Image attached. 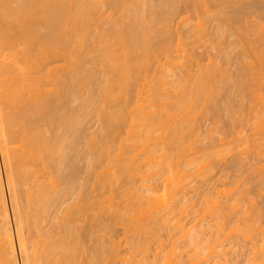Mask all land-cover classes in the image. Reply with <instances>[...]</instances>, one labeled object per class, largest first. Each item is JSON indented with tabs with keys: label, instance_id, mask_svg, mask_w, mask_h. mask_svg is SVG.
Masks as SVG:
<instances>
[{
	"label": "bare ground",
	"instance_id": "1",
	"mask_svg": "<svg viewBox=\"0 0 264 264\" xmlns=\"http://www.w3.org/2000/svg\"><path fill=\"white\" fill-rule=\"evenodd\" d=\"M252 1H254V2H252ZM252 1H251V4H254L255 2H260V1L262 4L263 0H260V1L259 0L258 1L252 0ZM207 2H208V0H0V143H1V148H0L1 150L0 151H1V156L4 160V165H5V169L7 172L6 183H8L7 185L9 187L8 186L7 187L9 188V191L11 194V200H12V205H13V214L15 216V224L17 227L15 234L17 236L16 238H17V242H18V247L21 250L22 256L24 259L23 264H79L78 263L79 261H77V259H79L81 254L84 253V251H85L84 246H83L84 242L82 243V240H86L83 238H87V237H88V240H90V241L93 240L91 242H95L94 243L95 245L94 244L91 245V248H92V246H94V248L91 250V252L89 254L90 257L87 256L90 260V261L89 260L88 261L90 262V264H100V258L102 256V250L104 249V245H105L104 244L105 243L104 242V236L106 238L104 231L107 232V230L109 229L108 224L104 220V213L106 212V214L108 215L109 212L111 211V209L109 212L106 211L108 209H105L106 207L104 208V199H102V198L106 197V196H104L105 193L103 192L104 187H105V186H103V183L105 182L104 181V178H105L104 174H106V173L102 172L104 169L102 168L103 169L102 170L101 167H103V166H99L100 167L99 168L97 165H95L99 170L101 169V172H98V170L95 168V166H94V171H91L92 169L91 170L89 169V171H88V167L90 166L89 164H91L90 160L94 161V159L96 158L94 162H97L98 161L97 158L99 156L103 157L102 154H103L104 149L106 147H108L109 144H112V143H110V141L106 137L114 135L113 133H117L116 131L118 129H116V128L120 127L121 123H119V125H118L119 127H116V125L118 124V122L121 118V115H122L121 110L122 109H121V105L118 106L115 104H116V100H117L118 96H120L119 97V100H120L121 95L124 94V93L120 94V92L125 89L122 87L123 85H121V83L123 82L125 77L128 78L126 80H128L127 84L130 88L132 86V82H131V85L128 82H130V80L132 81V79L129 80V78L133 74H134L133 77L135 76V71L137 73V71L142 69V68H140L141 66L144 68L142 71L147 69L146 65L144 66L141 62L143 60H145L144 58H146V57L148 58V56H149L148 51L149 50L151 53V49L153 50L155 46H158V45H155L153 47L154 42H160L159 40H157L158 38L161 40V39H164L162 37H167L171 34V32H172L171 27L173 28V26L170 27V25H172V22H171L173 19L172 16H175V15H177L176 13H179L178 9L180 8V4L190 3V4H195V6H196L197 4L202 5V4H206ZM211 2L213 3V5H212L213 7L211 9H207V7H208L207 6L205 8L206 10H204V11L205 12L207 11L206 12V15H207L206 20L207 21H208L209 17H210V20L212 17H213L212 19L215 20L213 27L211 26V28L213 29L212 30L213 32L211 33V34H213L212 40H214L215 42H217L218 39L220 40L221 38H223V40H224L225 34H227L228 32H229L228 34H231L235 30H236L235 31L236 34L237 33L239 35L241 33L243 35L246 34L245 36H248V38H249V36H250L249 34L252 33V30L250 29L251 33H250L249 29H248L249 31L246 30L245 28H247L248 26L244 25L245 28H242L243 26L241 25L242 26L241 27L239 25L241 23V21H240V23H238V25L241 28H238L239 26L236 27V25H234L235 18H238L236 16L240 15V14H237L236 12H234V10L232 9V7H233L232 4H229L230 2H232V0H211ZM234 2L235 1H233V3ZM241 2H242V0H241ZM237 3H238V1H236V4ZM239 3H240V0H239ZM239 3L237 4L238 6L240 5ZM248 3H247V5H248ZM106 4L108 6H106ZM226 4L228 5V7L229 6L231 7L230 8L231 10H229V11L224 10ZM256 4L258 5V3H255L254 5H252V7L249 8V10H251V11L254 9L256 10L257 6H256V8H253V7H255ZM104 5H105V8L107 7V9L103 8ZM249 6H250V3H249ZM237 8H239V7H237ZM108 9H110L111 12L109 14H106V11ZM104 10H106V11H104ZM249 12H246V10H245V13H249ZM262 14H264L263 11H262ZM243 16H244L243 18H246L245 17L246 15L243 14ZM249 16H251V15H249ZM258 17H260L259 14H258ZM241 18H242V16H241ZM241 18H239V19H241ZM251 18H252V16H251ZM239 19L238 20L236 19L235 22L237 23V21H239ZM184 20L185 19H183V21ZM188 20L186 19V21H188ZM199 20H200L199 22L197 20L198 26L200 28L199 30H202L203 32L205 31V33H206V31H209L208 28L206 26H204L205 24L202 23L205 21V18L203 19L204 21L201 19H199ZM213 20H212V22H213ZM251 20H249V22ZM258 20H259V18H258ZM242 21L247 22L245 19ZM254 21L257 22L255 19L253 20V22ZM249 22H247V24ZM258 22H260V20ZM261 22H262V20H261ZM192 24L194 25V23H192ZM260 25L258 27L256 26L257 28L254 27V31H256L255 32L256 34H254V35H256V36H253V35L250 36L251 38H252V36L257 37L255 39H257L256 42H258L259 45H257L258 43L256 44V42H254L255 41L254 39H247V40L250 43L249 47H250L251 52L249 54H251L253 57H256L258 59L259 58L264 59V26H263V23ZM255 28H256V30H255ZM192 29L190 31H192ZM196 29H198V28L194 27V29H193V31L195 33H197ZM243 29H245V30H243ZM203 32H201V33H203ZM177 34L179 35L178 32H177ZM206 34H208V32ZM200 36H201V34H200ZM202 36H204V35L202 34ZM202 36H201V38L203 39L204 37H202ZM207 36H205V37H207ZM210 38H211V36H210ZM238 38H236L237 41H238ZM245 38H247V37H245ZM60 39H61V41H58ZM181 39H183V38H179V36H178L177 40L178 41L180 40V42H177V43H180V46L186 47L188 44L186 45L185 42H187V41H184L185 39H183V42H182ZM205 39H203V40L206 43ZM239 39H241V38H239ZM90 40H93V41L95 40L94 42L97 41L98 45L97 46L95 44L91 45V43H89ZM241 40H243V39H241ZM73 42H75V44ZM85 42H87V44ZM97 42H96V44H97ZM181 42L185 43V44H181ZM207 42H208V40H207ZM215 42H214L215 45L213 43H211V44L216 47ZM242 42H240V43H242ZM76 43H77V45H76ZM155 44H157V43H155ZM168 44H170V43H168ZM217 44H219V43H217ZM255 45H257V46H255ZM77 46L78 47L80 46V48L82 47L81 49H83L84 51L82 50L83 51L82 52L81 49L78 48ZM159 46H161V45H159ZM169 47L170 46H168L167 48H165V47L164 48L168 49ZM185 47H182V48L178 47V48H179V50L181 48L185 51L186 50ZM249 47H247V48H249ZM171 48H172V46H171ZM178 48H175V49L178 50ZM218 48H220V46H218ZM170 49H168V50H170ZM227 49H226V51H227ZM77 50L79 52H77ZM173 50H174V48H173ZM173 50H171V51L173 52ZM216 50H217V48H216ZM220 50H222V48ZM188 51H186V54ZM93 52L96 53V55L93 54V55H95V57L91 56ZM146 52H148V55L146 54ZM40 53L46 54L44 62L39 61V54ZM153 53H151V54L153 55ZM177 53H180V52H177ZM232 53H233V51H232ZM232 53H230L228 51L227 52L223 51V53H221L223 60L220 59V61L225 62V64L220 62L221 65L220 64L218 65L217 62H214L215 64L213 62H211L212 65L209 62L206 65L205 64L201 65V63L198 61L199 63L197 64V70H196L197 73L196 74H194L195 70L193 71L191 69V65L187 66V64H186V66L185 65L183 66V61H185V60H183L181 63L180 62L181 59H180L177 63V62H175L176 60L172 57L175 60V61L174 60L172 61V58L170 57L171 54L167 58V63L169 64V62H170L172 69H173L172 63L177 64L175 66L180 65L181 67H178L181 69L180 71H178L179 69L178 70L175 69L176 71L175 70L170 71V69H169L170 66L168 67V69L166 67L167 70L163 69L164 71L162 73L163 74L162 78H164V79H162V78H160L158 72L155 69V71H156L155 75L158 74L157 77L156 76L154 77L155 79H157V81L155 80L157 82V84L159 82L158 80L162 79L160 82L163 81L164 83L162 84V86L166 87L169 84L168 80L169 79L171 80V78H172V80L174 79L173 80L174 84L173 85L170 84V86H172L173 90H175V94H174L175 97L172 95V101L166 100V104H168L170 106V110L168 109L169 107L166 106L167 107L166 110L168 109L169 113L167 111H165L166 114L171 115L172 118H169V119L172 120V119H176V118L178 119L179 118V120H180V121L178 120L179 123L175 121L176 124H178V125L175 124L176 126L174 125L172 130L170 128L171 136H173V138H174V139H172V141L175 142V143H173L171 141L172 145L177 144L180 146V145H184L183 143L186 142V141H184L186 136H188L186 133L190 132V131H188V132H186V131L189 130L191 127L190 126L189 129H187L188 127L186 126L187 125L186 123L188 122V124H189L187 116L189 115V117H190V114L192 112L191 110L194 109L193 108L194 105L196 106L197 103H201V104L204 103L203 107L205 105H207V106L211 105V104H209L212 100L211 98H213L215 96L217 97L218 94H219V96L222 95L224 92L222 94H221V92L226 91V90H224L225 89L224 87L229 86L228 87L229 89H230V87H232V80H233L232 78L233 77L235 78V76L232 77V74L230 72V70H232V69L229 70L228 69L229 66L227 67V63H229V62L231 63V59H232L231 54ZM245 53H247V58H245V60L242 61L243 67L241 65V67H242L241 71H243V74H242L243 76L241 75L242 80H240V81L241 82H248L247 84L249 85V82H252L254 79H257V78H256V74L252 68L253 66H251V67L249 66V65H252V63L249 62V61H251V60H249L251 56H249L248 52H245ZM245 53H243V54H245ZM144 54H146L147 56ZM165 54L167 55V53H165ZM152 55H150V56H152ZM183 55H184V53H183ZM90 56H91V58H90ZM141 56H143V57L141 58ZM241 56H243V55H241ZM58 57L64 58L66 61V62L64 61L65 64L54 65L55 61H53V60L56 59V62H58V59H57ZM92 57L94 58V61H92ZM62 58L59 61H61ZM169 58H171L170 59L171 61H168ZM88 61H90V62H88ZM148 61H149V58H148ZM87 62L91 63V64L87 65ZM144 62H146V61H144ZM247 62H248V64L249 63L250 64L248 65ZM195 63H197V61ZM81 64L82 65L86 64L88 66V68H87V66H84V69H83V66ZM140 64H141V66H140ZM147 65H148V63H147ZM198 65H200V67ZM228 65H230V64H228ZM162 66H163V64H162ZM165 66H167V64ZM165 66H163V67L165 68ZM41 67H44V70L46 73V74L43 73L42 76L40 75V73L42 71ZM160 67H161V65H160ZM175 68H177V67H175ZM159 69L160 68H158V71L161 70V72H162V69H160V70ZM168 71H170V72L168 73ZM144 72H146V71H144ZM44 74H45V76H44ZM101 74H102L103 78L99 77V75H101ZM168 76H170L171 78L168 79ZM123 77H124V79H123ZM44 78L47 81H45V83L44 82L41 83L42 81L40 82V80H43ZM104 78H105V80H104ZM149 78H148V80H149ZM154 78H153V82H155ZM259 78H261V77H259ZM145 79L147 80V78H145ZM103 80H104V82H103ZM257 80H259V79H257ZM259 81L255 82V80H254V83H256V85H255L256 87H257V85H258L257 83ZM124 82H126V81L124 80ZM160 82H159V85H160ZM262 82L264 83V79ZM170 83H171V81H170ZM153 84L155 87L156 83H153ZM153 84L152 85L150 84L149 86L152 87ZM253 84H251V85H253ZM128 86H126V88H128ZM172 87H170V88H172ZM251 87H253V86H251ZM158 88H159V86H158ZM161 88H159V89L162 91V94L165 95L164 93L168 92V90H167L168 88L166 87V90H167L166 92L163 91L165 89L162 88L163 89L162 90ZM244 88H245V86H244ZM244 88H243V90H245L247 87L245 89ZM257 88L260 89L259 87H257ZM157 89L152 88L153 93L154 92L157 93L156 95L152 94V96H153L152 98L159 97L160 99L161 98L165 99L166 96L165 97L158 96L159 90L157 92ZM235 89H233V90L236 91ZM256 89L253 88V91H255ZM154 90H156V91H154ZM243 90L241 88V91H243ZM125 91H123V92H125ZM127 91L130 92L129 90H127ZM127 91L125 93H127ZM171 91L169 92L170 94H172L174 92V91L173 92H171ZM256 91H258L257 95H259V93H260L259 90H256ZM256 91L253 94H256ZM169 93H167V95L170 96ZM250 93H252V92L250 91ZM130 94L131 93H129V96H130ZM226 94H228V93H226ZM244 94H246V93H244ZM127 95L128 94H125V96L128 98L129 96H127ZM228 95L232 96L231 93ZM239 95H240V92H238L237 96H239ZM257 95H256V97L258 98ZM150 96L151 95H148L149 98L147 97L149 100L151 98ZM227 96H225V97H227ZM229 96L227 98L231 97V96L230 97ZM251 96H253V95H251ZM170 97L167 99H170ZM173 97L176 100H173ZM221 97H219L220 101H222L221 99H223ZM235 97H233V98H235ZM256 97H253V98L255 99ZM243 98L244 97L242 96V99ZM257 98L255 99L257 102L254 99H252L256 103H254L255 104L254 106L252 105L253 108L252 107H250V108H252V110H253L254 107H256V105L258 107H260L262 105V107L260 108L261 110L263 108L262 111L260 110L261 111L260 114H262V112L264 111V107H263L264 96H262L260 94L258 100H257ZM240 99H241V97H240ZM119 100H117V102ZM121 100L126 102L127 99L125 100V98H124ZM161 100L159 102H161ZM213 100L217 101V99H213ZM230 100H232V99H230ZM244 100H246V99H244ZM244 100H241V101L244 102ZM259 100L261 102H258ZM152 101H154V100L152 99ZM214 101H212V104L214 103ZM227 101H228V106H230L229 107L230 113L228 111L229 118H230V120H234V119H232L233 116L235 114L237 115L238 113H236V112L237 111L239 112V110H240V112H242L241 109H243L242 107L244 104L242 103L243 104L242 107H240V105L238 104L239 105L238 108L240 107V109L237 108L238 109L237 110L236 108H234V109L232 108L233 103H235L234 100H232L233 103L229 100H227ZM227 101H226V103H227ZM248 101H250V100H248ZM254 101H251V103ZM127 102H126V104H127ZM162 102H164V104H165V101H162ZM171 102H173V103H171ZM239 103L241 104V102H239ZM259 103L261 105H259ZM170 104H172V105H170ZM215 104H216V102H215ZM107 105L108 106L110 105V106L108 107ZM124 105H125V103H124ZM236 105L237 104H235V106ZM197 106H198V104H197ZM217 106H214V108H216ZM203 107H201V108L204 110L205 108H203ZM119 108L121 110H119ZM174 108L175 109L178 108L177 111L183 110L184 113L182 112L181 114H184V115L182 116L179 113L181 111H179L178 113L180 116L178 115L179 116L178 117L177 116L178 113L176 110H174ZM207 108L208 107H206V109ZM209 108H210V106H209ZM218 109H216V110H218ZM232 109H233V112H232ZM235 109L237 110L236 112H235ZM92 110L95 113H93ZM207 110L209 111V109H207ZM216 110H215V112H216ZM123 111H124V108L122 110V113H123ZM211 111H210V113H211ZM91 113H93L92 115L96 114L98 116L96 118L99 120V122L100 121L102 122V123L100 122V124H102V128L100 127V131L102 132V134H101V132H98V133L96 132L95 134H93V136L90 135V136H92V138H88V140H87V137H90V136H87L89 134H87L88 132L87 133L85 132V126H86V120L88 122V119H89L88 117H91L90 116ZM131 113H132V111H131ZM149 113H151V112H149ZM154 114H156V112ZM217 114H218V111H217ZM232 114H234V115H232ZM253 114H255V113H253ZM223 115H220V116H222V118H223ZM250 115H251V113H250ZM258 115L259 114L257 113V117H258ZM132 116H133V119H136L135 115H132ZM139 116L141 117V115H139ZM151 116H153V115H151ZM181 116H182V119H181ZM146 117H147V115H146ZM146 117L144 115V119H145L144 121L145 122H146V120L149 119V118L147 119ZM214 117H217L216 118L217 120L219 119V122H217V121H215V122L220 125L221 118L218 116H214ZM237 117L238 116H236V117L234 116V118L236 120H237ZM257 117L255 116L254 119H257ZM129 118L132 119V117H129ZM142 118H143V116H142ZM185 118H187V120ZM263 118L258 117L259 121L256 120L258 123V124H256L257 126H254L255 124L252 125L255 127L253 130L257 129L256 127H258V129H259V127L262 126V124L264 123ZM152 119H149V120L151 121ZM227 119H224V120H227ZM240 119H241V116H240ZM122 120H121V122H122ZM159 120H160V118H159ZM230 120L228 119V122ZM59 121H61L64 126H61V122L58 123ZM136 121H132V122L135 123ZM139 121H141V120H139ZM139 121H137V122H139ZM148 121L146 122L148 125L146 127L150 126V124H148ZM153 121H151L150 123H152ZM160 121L161 122H159V123H161V124H162V122H164V121H162V119ZM247 121H248V119H247ZM145 122H143V123H145ZM157 122L158 121H156V123ZM222 122L223 121L221 120V123ZM46 123L51 129L53 128V126L56 125L54 127V129L57 130L58 124H60V125H58V127L61 126V127H64L65 129L62 128V131L58 129L57 130L58 132L56 131V133H55V130L53 129L54 130L53 133L56 136H54V134H53V137L50 138V136L52 134V132L50 131L47 134V135H49V138H50L49 139L48 136H46V130H45L46 128L44 129V127H43V125ZM153 123H155V122H153ZM191 123H192V121H191ZM50 124L53 126H51ZM161 124H158V125H161ZM168 124H171V123H168ZM133 125L136 126V123ZM214 125H215V123L213 124V126ZM258 125H260V126H258ZM48 126H47V129H49ZM168 126H170V125H168ZM171 126H173V125L171 124ZM263 126H264V124H263ZM61 127H59V128H61ZM140 127L135 128L136 130H138L137 133L140 131L139 130V129H141ZM150 127L152 128L155 126L151 125ZM142 128H144V127H142ZM151 128H150L151 132H149L150 134H152ZM157 128L153 129V130L158 131ZM215 128L216 127H214V130H216ZM261 128H263L262 131H264V127H261ZM95 129H96V127H95ZM102 129L104 132L102 131ZM133 129L134 128H132V131H134ZM164 129H166V128H164ZM168 129H169V127L167 128V130ZM191 129L193 130V127H191ZM199 129H200V126H199ZM209 129H210V127H209ZM258 129H257V131H261L260 129L259 130ZM63 130H64V132H63ZM120 130H121V128H120ZM159 130H162V128ZM214 130L213 129L209 130L211 133L209 136L210 138L217 133L216 132L215 134H213ZM48 131L49 130H47V132ZM142 131H144V130H142ZM142 131H140V132H142ZM257 131L255 133H257V136H258L259 133ZM134 132H136V131H134ZM146 133H148V132H146ZM149 133H148V135H149ZM155 133H156V131H155ZM162 133L163 132H161V134L160 133L159 134L162 136L163 135ZM166 133L168 134L167 131H166ZM192 133L195 136L196 135L198 136V134H195L196 132L195 133L191 132V134ZM255 133H252V134H255ZM261 133L264 134V132H261ZM138 134H140V133H138ZM143 134H145V133H143ZM191 134H189L190 137L193 136V134L192 135ZM207 134L209 135V133H207ZM99 135H103V136L107 135V136L102 138ZM148 135H147V137H148ZM169 135H170V133H169ZM259 135H261V134H259ZM195 136H194V138H195ZM236 136H237V134H236ZM254 136H256V134ZM147 137H144L143 138L144 141L142 140V142H145V138L147 139ZM149 137H151V136H149ZM224 137L227 138L226 135ZM244 137H246V136L244 135ZM248 137H250V136H248ZM252 138L254 139L253 135H252ZM165 139H166V137H165ZM165 139H164V141H165ZM167 139H168V137H167ZM198 139H199V137H198ZM198 139H196V140H198ZM207 139L208 138H206V140ZM217 139H221V138L217 137ZM245 139H247V138H245ZM245 139H243V141ZM251 139H250V142L252 141ZM261 139H264V138L262 137V138H260V140ZM101 140L105 141L106 143H108L107 141H109V144H106V143L102 142ZM240 140H241V138H240ZM254 140H256V139H254ZM187 141L189 142V139ZM207 141H209V140H207ZM212 141H213V139H212ZM230 141H231V139L228 141L229 143L227 146L230 145ZM113 142H114V140H113ZM165 142H167V140ZM252 142H253L254 146L257 143V142L254 143V141H252ZM196 143H197V141H196ZM225 143H226V141H225ZM233 143L234 142L232 141L231 142L232 146H233ZM235 143H237V139H236ZM260 143H262V142H260ZM168 144L170 145V143H168ZM192 144H195V143L192 142ZM237 144H239V142ZM241 144H244V146L246 147L249 143H247L246 145H245V142L241 143ZM147 145H148V143H147ZM164 145H165V143H164ZM236 145L233 148L237 147ZM221 146H220V148H221ZM244 146H243V148H244ZM250 146H247V147H250ZM256 146H257V144H256ZM262 146H264V145H262ZM145 147H146V145H145ZM165 147H166V145H165ZM171 147H174V146H171ZM199 147L197 146V148H199ZM96 148H98V149H96ZM109 148H110V146H109ZM112 148H110V149H112ZM169 148L170 147H168V151L171 152L170 150H172L173 148L170 150H169ZM180 148L181 147H179V149ZM184 148H186V146ZM263 148L264 147H262V150H263ZM228 149L226 150V152H228ZM246 149L248 150V148H246ZM255 149H257V147H255L254 150ZM147 150H149V149H147ZM160 150H161V148H160ZM163 150H165V149L163 148ZM174 150H173V152H174ZM189 150H190V148H189ZM191 150H192V148H191ZM221 150L223 152H225L224 148H221ZM239 150H240V147H239ZM249 150H251V149L249 148ZM181 151H182V148L179 152L181 153ZM215 151H217L216 153H218V151H219V154L222 152V151L218 150V147H217V150L215 149ZM246 151H244V152H246ZM156 152H157V150H156ZM166 152H167V150H166ZM169 152H168V154L170 155L171 153H169ZM184 152H183V154H184ZM250 152H252V150ZM175 153H177V152H175ZM202 153H204V152H202ZM202 153L200 154L201 156H202ZM210 153H211V151H209L208 155ZM147 154H149V153H147ZM164 154H166V153H164ZM219 154H216V155H219ZM169 155L166 154V156H169ZM210 155L208 157H207V155L204 157L202 156L203 160L201 159V157H199L201 160L197 159V160H199L197 164H199L203 167L205 166V168L209 167L211 169V167H212L211 162L210 161L207 162V160L212 159L210 157ZM216 155L214 154L213 156L215 158H217ZM221 155L222 154H220L218 157H220ZM155 156H157V155H155ZM236 156H238V153L236 154ZM171 157H170V159L167 157V159L169 160L167 163L164 162L166 165L168 164L167 166L164 163H162L167 168L163 167V168H165V169H163L159 166L161 171L165 170L166 174L164 171L161 172L158 169L157 172L160 171L161 173L155 172L156 176L153 175V176L148 177V175H150L149 173H151V172L154 173L153 172L154 168H152V170H151V167H150L151 172H149L150 170L148 168V170H147L148 174H146L147 177H145V179L143 180V182L141 184L142 186L141 185L138 186L139 190H140V186L144 188L143 191L145 190L144 191L145 195H144V193L136 192L137 197H139L138 199L140 200L138 202L144 203L146 199H147L146 201L150 202V200L152 199V201L155 202V200L156 201L160 200L161 197L163 198V202H160L161 204L159 206L158 205L157 206L151 205L152 207L149 206L148 209L151 208V210L149 209V211H148L146 209L147 212H149L148 214L144 213V211H145L144 209H142V211L139 212V214H142V212H143L145 217L148 216V220L150 221V223H153L154 225L150 226V224L143 222L144 220H142V223L143 224L145 223L147 225L142 224L143 226H141V224H139L138 227H136L138 232H140V233H138V232L136 233V235L140 234V238L136 242H133V241H135L134 239L136 238V235H135V237L132 236L133 237L132 247L133 248L135 247L134 249L136 250V255L134 254V251H133V253H131V254L129 253L130 257L125 258L123 256L124 258L121 260L125 261L124 264H126V263L127 264H167L169 259L173 264H186V263L189 264L191 262V260L193 261V259H192L193 254L190 256L188 254V256L185 259L184 257L187 255L186 254V255H184V257L182 259V256H181L182 253L179 254L180 255V257H179L178 253L175 254L176 253L175 248H174V251H175L174 254L175 255L173 254V257L169 258L170 254H172L170 252L173 250V247L175 245L173 237H172L173 241L171 240V236H174V235H171L172 233H170V232H169L170 235L168 233L169 239L171 240V242L174 243V245L171 244L172 250L169 251V253L168 252H167V254L164 253L165 256L169 254V256L166 259H164L165 257H164L163 252H162L163 251L162 249L165 247V245L163 247V244L166 243V242L162 243V240H164V236H162V234H161L162 238H160L161 236L159 235V229H158V234L156 232H154V226H155V224H157V222L160 223V225L163 224L162 227L159 225V227L162 231V228L165 227L164 223L167 224V221L169 219L171 220L172 217L178 218V222H179L178 213L182 212L180 210H177V206L181 204L178 200L182 196L180 194L181 196L178 197V195H179V193H183L181 191L185 190V189H183L182 186H184V183L186 182V181L184 182V180H186L185 178L187 176H189L190 174L188 171V175H187V169L188 168L184 169L183 165H182L183 168H181V169H178L179 166L176 164L175 165L177 167L174 166V162L179 163V161H182V160H179V158L177 157V159L179 161L176 162L177 159L176 160L174 159L176 157H173V155ZM185 157L186 156H184L183 159ZM205 157H207V158H205ZM152 158H154V157L152 156ZM193 158H194L195 163H196V158H198V156L197 157L193 156ZM204 158L207 159L206 162H205ZM215 158H214V160H215ZM98 159H101V157H99ZM152 160L155 163L154 159H152ZM161 160H163L162 157H161ZM189 160L191 161V159H189ZM111 161H113V160H111ZM159 161H160V159H159ZM186 161L187 160H185L184 162H186ZM190 161H187V163ZM98 162H100V161H98ZM191 162H190V164H191ZM209 162L211 165H209ZM193 163H194V161H193ZM109 164H110V162H109ZM113 164H114V166H116L115 163H113ZM113 164H110L109 166H111ZM162 164H161V166H162ZM124 165H125V163H124ZM127 165H128V163H127ZM148 165H149V163H148ZM155 166H158V165H155ZM196 166H198V165H196ZM201 166H198L199 168H197V169L200 170ZM112 167L113 166H111L110 168H112ZM173 167H175V168H173ZM107 168H108V166H107ZM121 168H122V166H121ZM121 168H119V169L121 170ZM168 168H169V170H167ZM189 168H190V166H189ZM209 168L207 169V171H205V173L208 172ZM210 171L211 170H209V173L212 172V171L211 172ZM1 172L2 171L0 170V254L2 256L1 257L2 260L0 259V262H1V264H17V260H16L17 242H16V244L14 242V230H13L11 222H10V215H9L10 213L8 211V205H7L5 196H4V189H3L4 183H2ZM90 172L92 175L95 173V175L97 176V178L95 177L96 178L95 180H96L97 186H98L97 188H98V190L102 189V192L104 193V194L99 193V196L97 199L96 198H90L88 196V192H87L88 188H86V187H89L90 185H92L91 184L92 182H90V179H91V175L89 174ZM116 172H118V171L116 170ZM118 173H120V175H121V171ZM118 173H116V174L114 173L115 176H117ZM145 173H146V171H145ZM162 173H164V174L162 175ZM190 173H193V172H190ZM102 174L104 175L103 180H102ZM157 174H160V176H161V177H159L160 179L161 178L163 179L165 177L164 178L165 183L163 184V182H164L163 181V182H161L162 184L159 183V185L160 184L164 185L163 187L165 188V193L167 196V198L166 197L165 198L167 199V201H164L165 200V198H164L165 193L162 196L157 195V194H159L158 193L159 190L158 191L156 190V189H158V188H156V186L158 185V184H156V182H157V180L159 181V179L156 180L154 178V176L156 178L159 176ZM54 175H56V178ZM110 175L112 177L113 173ZM124 175H125V173H124ZM142 175H145V174H142ZM195 175H196V173H195ZM207 175H210V174H206V176ZM115 176H114V178H115ZM58 177H59V180H57ZM210 177L208 179H210ZM120 178H118V180H120ZM149 179H150V181H149ZM162 179H161V181H162ZM106 180H107V178H106ZM111 181L112 182L109 181L110 186L112 184H114V182H113L114 179H112ZM93 182H94V180H93ZM190 182H188V183H190ZM88 183H90L89 186H87ZM93 185H95V184H93ZM104 185H106V184H104ZM154 185H155V188H154L155 190H152ZM134 186H136V185H134ZM185 186H187V185H185ZM84 188H85V190H84ZM90 188H91V186H90ZM90 188H89V190H90ZM128 188L130 189V187H128ZM132 188H134V187L132 186ZM136 188H134L133 190H135ZM112 189H114V187ZM131 191H132V189H131ZM224 191L226 193L228 192L226 196H229V194L231 196L233 194L232 190H231L232 192L230 190L227 191V189L221 190L222 193H224ZM221 192H219V193H221ZM122 193H124V192H122ZM126 193H124V194H126ZM226 193H224V195ZM234 193H236V192H234ZM131 194L132 195H130V196L133 197L134 196L133 194H135V193H131ZM155 194L157 195V197L156 196L154 197ZM183 195H184V193H183ZM102 196H104V197H102ZM125 196H127V195H125ZM77 197L82 198V201L80 198V201H81L80 203H79V200L78 201L76 200ZM137 197L136 198L133 197V199H137ZM211 197H213V196H211ZM218 197L219 196H216V200H214V203H212L213 199H215V198L210 199V196H209L210 200H207V204L210 205L209 206L210 210H208V209L207 210L209 212L212 211V213H214V215H215L216 211L219 213L216 220L219 221V222L217 221L218 223H220L219 224L220 228H219V226H218V228L221 230V228L224 226L223 222L225 223V221H223V219L225 217V216L223 217V214H225L226 210L224 209L223 214H222V212H220V210L222 208H227L229 212H232V209L236 208V205L235 204L232 205L233 203L229 204V202H228L227 203L228 205L225 204L222 207L223 204L222 205L220 204V202H219L220 198L218 199ZM123 198L126 199V197H123ZM144 198H145V200H144ZM142 199H143V201H142ZM242 199H244V194H243ZM73 200L74 201L76 200L78 202L76 204L77 205L79 204V205L77 206V205H74L75 203H71V202H73ZM237 200H238V197H237ZM154 202H152V203H154ZM186 202H187V200H186ZM208 202H211V203H208ZM69 203H71V204H69ZM106 203H108V202H106ZM126 203H128V202H126ZM157 203H159V202H157ZM248 203L251 205L250 201ZM135 204H136V201H135ZM146 204H147V202H146ZM149 204L150 203H148V205ZM212 204L215 207V209H217V210H212V208L214 209V207L211 206ZM183 205H181V206H183ZM252 205H254V204H252ZM74 206H77V207H74ZM124 206H123L122 210H121V207L116 209V206H115V208L113 206L114 210L112 211L111 215H113V214H114V216L116 215L115 217L117 218V220H119V224H120V222L125 224V221H126V223L128 221V224H129L130 217L133 219V216H131V214L133 215L134 209L136 206L132 207V209H130L131 208V207H129L130 205L129 206L127 205L128 208H126L125 203H124ZM143 206H145V203ZM186 206H187V204H186ZM186 206H184V207H186ZM117 207H118V205H117ZM76 208L78 209V213H79V210L81 212V209H84V211L86 210V213H87V211L93 212V216L90 215V216H92V217H90V220L88 219L86 221V218H85L84 222L86 221L85 222L86 224L83 226H82V224H84V223L79 224L80 219H78L77 216H75ZM109 208H110V205H109ZM237 208H238V204H237ZM138 210H137V212H138ZM59 211H61L60 214L58 213ZM63 211H64V213H63ZM234 212L235 211H233L232 213H234ZM256 212H257V210H256ZM62 213H63V215H61ZM86 213H85V215H86ZM174 213L177 216H174L175 215ZM257 213H259V209H258ZM59 215H61V216H59ZM79 215H81V214H79ZM134 215H135L134 221L136 222V217L137 216L139 217V215H136V213H134ZM221 215H222V217H221ZM170 216H171V218H170ZM185 217H186V215H185ZM140 218L145 219L143 217V214L140 215ZM111 219H112V216H111ZM137 220H139V218H137ZM221 220H222V223H221ZM47 221H49V223L48 224L46 223L44 225V222H47ZM113 221H114V219H113ZM176 221H177V219L175 220V222ZM175 222H174V225H175ZM244 222L245 221H243V223ZM241 223H242V220H241ZM249 223L252 224L251 221ZM249 223L247 224V227L250 226ZM221 224H222V226H221ZM238 224L239 223H237L235 225V226H237V228H238ZM111 225H112V223H111ZM111 225H109V226H111ZM174 225L172 224V226H173L172 228L176 227V229H177L178 226L174 227ZM216 225L217 224L214 225V228ZM25 226L29 227V232H31L30 228H31V230H33L35 232V234L32 235V237L34 236L33 238L29 237L31 239V242L33 241L32 248H31V244L29 243L30 241L28 240V237H26L24 234ZM127 226L128 225L126 224V228H127ZM135 226H137V225L135 224ZM180 226H179V228H180ZM107 227H108V229H107ZM123 227H125V226H123ZM133 227H134V222H133ZM166 227H168V226H166ZM184 227H185V225H184ZM242 227H244V226H241L240 229ZM247 227L244 228L245 231H246V229H248ZM254 227H258V226H254ZM169 228H171V227H169ZM224 228H223V230H224ZM234 228H236V227H234ZM164 230H166V229H164ZM180 230H181V228H180ZM183 230H184V228H183ZM215 230H218V229H215ZM129 231H130V229H129ZM131 231H132V228H131ZM168 231H171V229ZM235 231H237V229H235ZM134 232L132 233V235L134 234ZM172 232H173V229H172ZM175 232H176V230H175ZM175 232H173V233H175ZM219 232L220 231H217V233H219ZM239 232H240V230H239ZM94 233H97L99 235L94 236L95 235ZM127 233H128V231H127ZM243 234H241V232H240V235L243 236ZM29 235H31V233ZM262 235H263V233H262ZM244 236H245V234H244ZM166 237H167V235H166ZM150 238L151 239L153 238L152 240L155 242V244L157 243V241L154 239L155 238H157V240L160 239L159 240L160 245L157 244V246L159 248L161 246L163 247L161 249L162 250L161 252L159 250H157L158 247H156V246L154 248H152L154 246V244L151 242ZM101 240H103V241H101ZM127 240H129V239H127ZM142 240H144V241H142ZM149 240H150V242H149ZM192 241L194 242V240H192ZM161 243H162V245H161ZM29 244H30V246H29ZM108 244H110V243H108ZM108 244H107V246H108ZM152 244H153V246H152ZM87 246H86V248H87ZM133 248L132 249L130 248V249L133 250ZM112 249H113V247H112ZM151 249L153 251L156 250V252L155 251L152 252ZM108 250H109V248H108ZM212 251H213V249H212ZM86 252L88 253L89 251L86 250L85 253ZM103 252H104V250H103ZM114 252H116V251H114ZM112 254H113V252H112ZM195 254H196V252H195ZM117 255H118V253H117ZM124 255L127 256L128 251H127V254L125 253ZM139 255H142L143 257L140 256L141 258L137 259V257ZM162 255L164 257L163 258L164 260H161L162 261V263H161V261L158 258L162 259ZM197 255H199V254H197ZM174 256H177V257L175 258ZM171 258H175V260H173ZM187 258H188V260L190 259V261H188ZM101 259L105 260L104 262L106 263V259L104 257ZM81 260H82V258H81ZM84 260H82V262ZM103 260H102V262H103ZM109 260L111 261V259L109 258L107 260L108 264L111 263V262H109ZM166 260H168V261H166ZM184 260H186V262ZM2 261H4V262L2 263ZM88 261L86 260V262H88ZM164 261H165V263H164ZM113 263L115 264V262H113ZM113 263H111V264H113ZM84 264H86V263H84Z\"/></svg>",
	"mask_w": 264,
	"mask_h": 264
},
{
	"label": "rangeland",
	"instance_id": "2",
	"mask_svg": "<svg viewBox=\"0 0 264 264\" xmlns=\"http://www.w3.org/2000/svg\"><path fill=\"white\" fill-rule=\"evenodd\" d=\"M233 1H235L234 3H233ZM236 1H238V3H239V0H232V2H230L229 4H232V9L234 10V12H236L237 14H240V15H237L236 17H238V18H235V20H234V25H236V27L237 26H241L242 28H245V26H248L247 28H245L246 30H252V33H251V30H250V33L251 34H249L250 36L251 35H253V36H256V35H254V34H256L255 32L256 31H254V27H258L260 24H262L263 23V26H264V14H262V11H263V13H264V0L262 1V4H261V1L260 2H255V3H258V5L256 4L255 5V7H253V8H256V6H257V8H256V10L254 9V10H249V8L250 7H252V5H254V4H251V1L250 0H242V2H241V0H240V5L238 6L237 4H236ZM256 1H258V0H256ZM250 3V6H249V3ZM252 2H254V1H252ZM247 3H248V5H247ZM243 4V5H242ZM194 5V6H193ZM213 3L211 2V0L209 1L208 0V2L206 3V4H197L196 6H195V4H190V3H186V4H180V8L178 9L179 10V13H176L177 15H175V16H172L173 17V19H172V25H170V27L171 26H173V28L171 27V29H172V32H171V34L169 35V36H167V37H162V38H166L165 40L164 39H157V40H159L160 42H154V45H153V47L155 46V45H158V46H155L154 47V49L152 50L151 49V53H153L154 51V53H153V55L150 53V50L148 51L149 52V56L150 55H152V56H148V58H149V61H148V58L146 57V58H144L145 60H143L141 63L145 66L146 65V67H147V69L146 70H144V71H146V72H144V71H142L144 68L141 66V64H140V68H142V69H140L139 71H137V73H136V71H135V76L133 77V75L129 78V80L130 79H132V81L130 80V82H128L130 85H131V82H132V86L129 88V86H128V84H127V81L128 80H126V79H128V78H126L125 77V79H124V77H123V79L126 81V82H124V80H123V82L121 83V85H123L122 87L123 88H125L124 90H122L121 92H120V94L121 93H124L123 95H121V98H120V100H119V97L120 96H118V98H117V100H119L118 102H117V100H116V104L115 105H118V106H120L121 105V109L123 110V108H124V111H123V113H122V110L119 108V110H121V118H120V120H119V122H118V124L116 125V127H119L118 125H119V123H121L120 124V127L119 128H116V129H118L116 132L117 133H113L114 135H112V136H107V135H105V136H103V135H99V136H101L102 138L103 137H106L109 141H110V143H112V144H109V141H107L108 143H106L105 141H102V142H104V143H106V144H109L108 145V147H106L105 149H104V151H103V157L102 156H99V157H101V159H98L97 158V160L98 161H100V162H94L95 161V159H94V161L93 160H90L91 161V164H89L90 166L88 167V171H89V169L91 170V171H94V166L95 165H97L98 167L99 166H103V167H101V169L103 170L102 172L103 173H106V174H104L105 175V178H104V183H103V186H105L104 187V193L102 192V189L100 190H98V186H97V182H96V178H97V176L95 175V173L92 175L91 174V172L89 173L90 175H91V179H90V182H92L91 184L92 185H90L91 186V188H90V186H89V184L90 183H88V185L87 186H89V187H86V188H88V190H87V192H88V196L90 197V198H98V196H99V193H103L104 194V196H106L105 198H102V199H104V208L105 209H108V210H106L107 212H109L110 211V209H111V211L109 212V214L107 215L106 214V212L104 213V220L106 221V223L108 224V227H109V229H108V227H107V232L106 231H104V234L106 235V238H105V236H104V252H103V250H102V256L106 259V263L104 262L105 260H103V259H101V258H103L102 256H101V258H100V264H108V262H107V260L110 258L111 259V261L109 260V262H111V263H113V262H115V264L117 263V264H124L125 263V261H123V260H121V259H123L124 257L125 258H127V257H130V255H129V253L131 254V253H133V251H134V254L136 255V250L132 247V244H133V242H136L137 240H139V238H140V234L138 235H136V233L138 232V230L136 229V227H138V225L139 224H141V226H143V225H147V224H143L142 223V220H144L143 222H146V223H148V224H150V226L152 225H154L153 223H150V221L148 220V216L147 217H145L144 216V213H149V212H147V210L149 211V209L151 210V208H149L148 209V207L149 206H151V205H160L161 203L160 202H163V198L161 197V199L160 200H158V201H156L155 200V202L157 203V202H159V203H155L154 201H152V199L150 200V202L149 201H146L145 200V198H144V200H145V206H143L144 205V203L142 204L141 202H138V201H140L138 198L139 197H137V194H136V192H141V193H144V191H143V187H141L142 185V182H143V180L145 179V177H147L146 176V174H148V168H149V170H150V167H151V170H152V168H154V170H153V172L154 173H152L151 172V170L149 171V172H151V173H149L150 175H148V177L149 176H153V175H155L156 176V174H155V172H157V170L159 169L160 171H161V169L159 168V166L161 167V168H163V167H166L167 165L165 164V163H167L169 160L167 159V157L170 159V157L173 155V157H176V158H174L175 160L177 159V157L179 158V160H182V161H179L178 159H177V161L176 162H178L179 161V163H175L174 162V166H176V165H178L179 167H178V169H181V168H183V166H184V169L185 168H188L187 169V175H188V171H189V176H187L185 179L186 180H184V186H182L183 187V189H185V190H183V191H181V192H183L184 193V195H183V193H179V195H178V197H180L181 195V197L179 198V202L181 203L180 205H178L177 206V210H180V211H182L181 213H178V217H179V222H178V218H176V217H172L171 218V216H170V218H171V220L169 219L168 221H167V224L166 223H164V228H162V231H161V229H160V227H159V225H160V223H158L157 222V224H155V226H154V232H156L157 234H158V229H159V235L161 236V234H162V236H164V240H162V243L163 242H166L165 244H163V247H164V245H165V247L163 248L162 246L159 248L158 246H157V244H159L160 245V242H159V240H157V238H155L154 240H156L157 241V243L155 244V242L150 238V240H151V242L154 244V246H153V244H152V248H154L155 246L156 247H158L157 248V250H159L160 252L162 251L163 252V255H164V253H166L167 254V252L169 253V251H171L172 250V245L171 244H173L174 245V243H175V245H174V247H173V252L171 251L170 253H172V254H170V256H169V254L168 255H164V257H163V255H162V259H160V258H158L160 261L161 260H164V259H166L168 256H169V258L170 257H173V254L175 253V251H174V248L176 249V253L175 254H177L178 253V255L179 254H181V256H182V259H183V257H184V255H186L184 258L186 259V257L188 256V254H189V256L190 255H192V259H193V261L191 260V262L189 263V264H264V148H263V150H262V147H264V146H262V145H264V139H261L260 140V138H264V134L263 133H261V132H264V131H262L263 130V128H261V127H264L263 126V124H262V126H260V125H258V126H260L259 127V129L261 130V131H257V129H258V127H256L257 129H255L259 134H261V135H259L258 134V136H257V133H255L256 131L255 130H253L255 127L254 126H257L256 124H258L257 123V121H259V119H258V117L260 118H263L264 117V111L262 112V114H260L261 113V111L263 110V108H262V110L260 109L261 107H262V105L259 103V105H261L260 107H258L257 105H256V107H254V109L252 110V105L254 106L255 104L254 103H256L257 101L255 100L257 97H256V95H257V92L258 91H256V90H259V95L261 94L262 96H264V83L262 82L263 81V79H264V59L262 58V59H258V58H256V57H253L251 54H249L250 52H251V50H250V43L248 42V40L247 39H254L253 41L254 42H256L257 41V39H255V38H257V37H253L252 36V38L249 36V38H248V36H245L246 34H236L235 33V31H233L231 34H225V38H224V40H223V38H221L220 40L218 39V41L217 42H215L214 40H212L213 38H212V35L213 34H211L213 31V29L211 28V26L213 27V25H214V23H215V20H213L212 18H211V20H210V17H209V19H208V21L206 20L207 19V15H206V12L204 11V10H206L205 8L207 7V9H211L213 6ZM236 5V6H235ZM247 7H246V6ZM106 6H108L107 4H106ZM202 6V7H201ZM245 6V7H244ZM237 7H239V8H237ZM259 7V8H258ZM104 9H107V7L105 8V5H104V7H103ZM227 8V9H226ZM231 7L229 6L228 7V5L226 4V6H225V11H229V10H231L230 9ZM242 9V10H241ZM259 9V10H258ZM110 9H108L107 11L106 10H104V11H106V14H109L110 12H111V10L109 11ZM236 10V11H235ZM241 10V11H240ZM245 10H246V12H249V13H245ZM109 11V12H108ZM240 11V12H239ZM205 12V13H204ZM233 12V11H232ZM254 12V13H253ZM257 14H256V13ZM261 12V13H260ZM243 14L244 15H246L245 17L246 18H243L244 16H243ZM258 14H259V16L261 17H258ZM249 15H251L252 16V18H251V16H249ZM256 15V16H255ZM205 16V17H204ZM241 16H242V18H241ZM249 16V17H248ZM248 17V18H247ZM263 17V18H262ZM205 18V21L203 20ZM239 18H241V19H239ZM258 18H259V20H260V22H258L259 20H258ZM183 19H185L184 21H183ZM186 19L188 20V21H186ZM199 19H201V20H203L204 22H202V23H204L205 25L204 26H206L207 28H208V30L209 31H206V33L208 32V34H206L205 33V31L203 32L202 30H199L200 28H199V26H198V23H197V20H198V22L200 21ZM236 19L238 20L239 19V21H237V23L235 22L236 21ZM246 20L247 22H249V20H251L248 24H247V22H245V21H242V20ZM256 20L257 22H253V20ZM212 20H213V22H212ZM261 20H262V22H261ZM190 21V22H189ZM207 21V22H206ZM240 21H241V23H240ZM185 22V23H184ZM206 22V23H205ZM212 22V23H211ZM191 23V24H190ZM192 23H194V25L192 24ZM238 23H240L239 25H238ZM243 23V24H242ZM247 25H246V24ZM255 23V24H254ZM260 23V24H259ZM209 24V25H208ZM191 25V26H190ZM208 25V26H207ZM233 25V24H232ZM245 25V26H244ZM238 27V28H241V27ZM261 26V25H260ZM194 27H196V28H198V29H196V32L197 33H195L194 31H193V29H194ZM233 27V26H232ZM235 27V28H236ZM256 27V28H257ZM190 28V29H189ZM193 28V29H192ZM234 28V29H235ZM256 28H255V30H256ZM192 29V31H190ZM245 29H243V30H245ZM177 30V31H176ZM199 30V31H198ZM248 30V31H249ZM176 31V32H175ZM187 31V32H186ZM211 31V32H210ZM175 32V33H174ZM177 32L179 33V35L177 34ZM185 32V33H184ZM195 34H194V33ZM199 32V33H198ZM201 32H203V33H201ZM174 34V35H173ZM176 34V35H175ZM187 34V35H186ZM191 34V35H190ZM200 34H201V36H202V34L204 35V36H202V37H204L203 39H205L206 40V43H205V41L201 38V36H200ZM236 36H234V35ZM179 36V38H183V39H185L184 41H187V42H185L186 43V47L185 46H180V43H177V42H180V40L178 41L177 39H178V36ZM209 37H208V36ZM238 35V36H237ZM243 35V36H242ZM181 36V37H180ZM185 38H184V37ZM205 36H207V37H205ZM210 36H211V38H210ZM169 37V38H168ZM241 38V39H243V40H241V39H239V38ZM245 37H247V38H244ZM168 38V39H167ZM236 38H238V41H237V39ZM183 39H181L182 40V42H183ZM210 39V40H209ZM156 40V41H157ZM207 40H208V42H207ZM58 41H61V39L60 40H58ZM74 41V40H73ZM95 41V40H94ZM93 40H90V42L89 43H91V45H93V44H95L96 46L98 45V42H97V44H96V42H94ZM213 41V42H212ZM243 41V42H242ZM247 41V42H246ZM76 42V41H75ZM75 42H73L74 44H75ZM94 42V43H93ZM181 42V44H185V43H182ZM214 42L216 43V47L214 46L215 44H214ZM240 42H242V43H240ZM78 43V42H77ZM77 43H76V45H77ZM86 44H87V42H85ZM155 43H157V44H155ZM168 43H170V44H168ZM211 43H213L214 45H212ZM217 43H219V44H217ZM258 42H256V44H257ZM73 44V45H74ZM177 44V45H176ZM179 44V45H178ZM248 44V45H247ZM255 44V43H254ZM159 45H161V46H159ZM167 45V46H166ZM257 45H259V43L257 44ZM257 45H255V46H257ZM168 46H170L168 49H170L171 48V46H172V48L170 49V50H168V49H165V48H167ZM185 47V51L183 50V49H181L180 48V50H179V48L178 47ZM212 46V47H211ZM218 46H220V48H218ZM243 46V47H242ZM78 47V46H77ZM152 47V48H153ZM161 47V48H160ZM165 47V48H164ZM215 49H214V48ZM247 47H249V48H247ZM78 48H80V46L78 47ZM82 48V47H81ZM80 48V49H81ZM156 48V49H155ZM173 48H174V50H173ZM175 48H178V50L177 49H175ZM216 48H217V50H216ZM222 48V50L223 51H225V52H230V53H232V51H233V53L231 54L232 55V59H231V63L229 62V63H227V67L229 66V70L230 69H232V70H230V72H231V74H232V77L233 76H235V78L233 77L232 79V87H230V89L227 87H224L225 89L224 90H226V91H222L221 92V94L222 95H220L219 96V94H218V96L216 97H213V98H211L212 100H211V102L209 103V104H211V105H205L204 107H203V105H204V103H197L198 104V106H197V104H196V106L194 105V109H192L191 111V114H190V117H189V115L187 116L188 117V121H189V124H188V122L186 123L187 125V129H189V127L191 126V127H193V130L191 129V127H190V129L189 130H187L186 132H188V131H190V132H188V133H186L188 136H186L185 134V136H186V138H185V140L184 141H186V142H184L183 144L184 145H177V144H173L172 145V139H174L173 138V136H171V132H170V128H171V130H172V128L174 127V125L176 124V122H178L179 123V118L177 119L176 117L179 115V113L181 114L182 112H183V110H178L177 111V109H175L174 108V110H176L177 111V113L179 112V111H181V112H179L178 114H177V116L175 117L176 119H169V118H172L171 117V115L169 114H166L165 113V111H167L168 113H169V111H168V109L170 110V106L168 105V104H166V100H171L172 101V95L174 96V94H175V90H173V87L172 86H170V84L171 85H173L174 84V82H173V80H172V78L170 77V76H168V79L169 78H171V80L169 79L168 80V82H169V84H168V86H166L167 88L170 86V87H172V88H168L167 90H168V92L167 93H169L171 90V92H173L172 94H170V96L169 95H167V93H164L165 95H163L162 94V91L159 89V88H163V89H165V90H163L162 88V90L164 91V92H166L167 90H166V87L165 86H162V84L164 83L163 81L162 82H160L162 79H164V78H162L163 77V69H166V67H167V69H168V67H169V69H170V71H174L175 69H179L178 71H180L181 69L180 68H178V67H181L180 65L179 66H175V65H177V64H173L172 63V65H173V69L171 68L172 66L170 65V62H169V64L167 63V58L170 56V54H171V58H172V61L174 60L175 62H177L178 63V61L181 59V63H182V61L183 60H185V61H183V66L185 65L186 66V64H187V66H189V65H191V69L195 72L194 74H196L197 72H196V70H197V64L200 62L201 63V65L202 64H208V62L212 65V63L211 62H217V64L219 65H221V63H223V64H225V62L224 61H220V59L221 60H223L222 59V54L221 53H223V51L222 50H220ZM225 48V49H224ZM228 48V49H227ZM232 48V49H231ZM189 51H188V50ZM226 49H227V51H226ZM79 50V49H78ZM77 50V52H79ZM83 49H81V51H82ZM166 50V51H165ZM169 52H168V51ZM171 50H173V52L171 51ZM220 50V51H219ZM250 50V51H249ZM80 51V52H81ZM84 51V50H83ZM82 51V52H83ZM183 51V52H182ZM186 51H188L187 52V54H186ZM148 52H146V54L148 55ZM177 52H180V53H177ZM219 54H218V53ZM245 52H248V54H249V56H251L250 57V59L249 60H251V61H249V62H251L252 63V65H249L248 64V62H247V64L251 67V66H253L252 68H253V70H254V72H255V74H256V78L257 79H259V80H257V79H254L255 80V82H257V81H259L257 84V87H259L260 89H258L255 85H256V83H254V80L252 81V82H249V85L247 84L248 82H241L240 80H242L241 78V75L243 74V71H241L242 70V67H243V65H242V61L243 60H245V58H247V53H245ZM165 53H167V55L165 54ZM169 53V54H168ZM177 53V54H176ZM183 53H184V55H183ZM190 53V54H189ZM243 53H245V54H243ZM79 54V53H78ZM93 54H95L96 55V53L95 52H93L92 53V55L91 56H93V57H95V55H93ZM146 54H144V55H146ZM192 54V55H191ZM234 54V55H233ZM243 55V56H241V55ZM45 55L46 54H44V53H40L39 54V61H42V62H44L45 61ZM143 55V54H142ZM146 55V56H147ZM179 55V56H178ZM189 55V56H188ZM191 55V56H190ZM237 55V56H236ZM91 56H90V58H91ZM167 56V57H166ZM183 56V57H182ZM240 56V57H239ZM248 56V57H249ZM92 57V61H94V58ZM143 56H141V58H142ZM145 57V56H144ZM176 57V58H175ZM181 57V58H180ZM244 57V58H243ZM62 57H58L57 59H58V62H56V59H54L53 61H55L54 62V65H62V64H65L64 63V61H65V59L64 58H62V60L61 61H59L60 59H61ZM171 58H169L168 59V61H171L170 59ZM235 58V59H234ZM89 59V58H88ZM90 60V59H89ZM240 60V61H239ZM263 60V61H262ZM91 61V62H92ZM144 61H146L147 63H148V65H147V63L146 62H144ZM197 61V63H195V62ZM199 61V62H198ZM234 61V62H233ZM66 62V61H65ZM88 62H90V61H88ZM87 62V65L88 64H91V63H88ZM144 62V63H143ZM187 62V63H186ZM219 62V63H218ZM221 62V63H220ZM241 62V63H240ZM146 63V64H145ZM167 64V66H165L166 64ZM185 63V64H184ZM162 64H163V66H165V68L162 66ZM215 64V63H214ZM222 64V65H223ZM228 64H230V65H228ZM82 65V64H81ZM80 65V66H81ZM86 64L84 65H82L83 66V69H84V66H87ZM160 65H161V67H160ZM193 65V66H192ZM241 65H242V67H241ZM90 66V65H89ZM182 66V67H183ZM199 67H200V65H198ZM175 67H177V68H175ZM42 68V71H41V73H40V75L42 76L43 75V73H45V70H44V67H41ZM87 68H88V66H87ZM86 68V69H87ZM158 68H160V69H162V72H161V70L160 71H158ZM241 68V69H240ZM155 69H156V71L158 72V74H159V76H160V78H162L161 80H158L159 82H160V85H159V82H158V84H157V79H155L154 77L156 76H158V74L157 75H155L156 74V71H155ZM166 69V70H167ZM172 69V70H171ZM256 70V71H255ZM170 71H168V73L170 72ZM176 71V70H175ZM154 72V73H153ZM161 72V73H160ZM235 72V73H234ZM142 73V74H141ZM46 74V73H45ZM45 74H44V76H45ZM143 75V76H142ZM154 75V76H153ZM171 75V74H170ZM102 76V74L101 75H99V77L100 78H103V76ZM139 76V77H138ZM243 76V75H242ZM105 77V76H104ZM150 77V78H149ZM174 77V76H173ZM259 77H263L262 79L261 78H259ZM145 78H147V80L145 79ZM148 78H149V80H148ZM153 78H154V81L155 82H153ZM151 79V80H150ZM44 80V81H43ZM43 80H40V82L41 83H45V81H47V80H45V78L43 79ZM101 80V79H100ZM104 80H105V78H104ZM104 80H103V82H104ZM257 80V81H256ZM170 81H171V83H170ZM261 82V83H260ZM126 83V84H125ZM153 83H156V86L154 87V84ZM253 84V85H251V84ZM39 84V83H38ZM48 84V83H47ZM152 85L153 84V86L151 87V86H149V85ZM167 84V83H166ZM165 84V85H166ZM260 84V85H259ZM263 86H262V85ZM40 85V84H39ZM235 87H234V86ZM41 86V85H40ZM44 86V85H43ZM89 86V85H88ZM126 86H128V88H126ZM158 86H159V88H158ZM161 86V87H160ZM244 86H245V88H244ZM250 86V87H249ZM251 86H253V87H251ZM255 86V87H254ZM47 87V86H46ZM51 87V86H50ZM49 87V88H50ZM237 87V88H236ZM152 88H158L157 89V92H158V90H159V93H158V96H163V97H165L166 96V98L165 99H160L159 97H154V98H152L153 96H152V94H157V93H153V91H152ZM236 88V89H235ZM241 88H242V90H243V88L245 89V90H243V91H241ZM249 88V89H248ZM253 88L254 89H256L255 91H256V94H253L255 91H253ZM151 89V90H150ZM170 89V90H169ZM175 89V88H174ZM233 89H235L236 91H234ZM239 91H238V90ZM127 90H129L130 92H128L127 91V93H125ZM229 90V91H228ZM261 90V91H260ZM123 91H125V92H123ZM152 91V92H151ZM154 91H156V90H154ZM161 91V92H160ZM232 91V92H231ZM250 91L252 92V93H250ZM237 92V93H236ZM238 92H240V95L239 96H237L238 95ZM129 93H131L130 94V96H129ZM177 93V92H176ZM226 93H228V94H232V96L230 97L228 94H226ZM236 93V94H235ZM244 93H246V94H244ZM125 94H128L127 96H129L128 98L125 96ZM148 95H151L150 97L154 100V101H152V99L150 98V100L148 99L149 97H148ZM230 97V98H227L228 96ZM236 97H235V96ZM251 95H253V96H250ZM259 95H257L258 96V98H257V100L259 99ZM168 96V97H167ZM222 96V97H221ZM225 96H227V97H225ZM242 96L244 97L243 99H242ZM247 98H246V97ZM148 97V98H147ZM170 97V99H167V98H169ZM175 97V96H174ZM173 97V100H176L175 98ZM219 97H221V98H223V99H221L222 101H220L219 99ZM233 97H235V98H233ZM240 97H241V99H240ZM253 97H256L255 99L253 98ZM125 98V100H126V102H127V104H126V102H124L123 100H121V99H124ZM213 99H217V101H214ZM230 99H232V100H234V102L235 103H233L232 102V100H230ZM240 99V100H239ZM244 99H246V100H244ZM252 99H254V100H252ZM161 100V102H159ZM227 100H229V101H231L232 103H233V109L234 108H238V106L240 105V107H242V105H243V109H241L242 110V112H240V110H239V112L237 111L238 109H240V107L236 110L235 109V112L236 113H238L237 115L235 114H232V115H234L235 117L236 116H238L237 117V120L234 118V116H233V118L232 119H234V120H230V118H229V113H230V111H229V107L230 106H228V101ZM238 100V101H237ZM241 100H244V102H242ZM248 100H250V101H248ZM162 101H165V104H164V102H162ZM212 101H214V103L212 104ZM226 101H227V103H226ZM251 101H254V102H252L251 103ZM122 102V103H121ZM175 102V101H174ZM215 102H216V104H215ZM238 102V103H237ZM239 102H241V104L239 103ZM258 102H261L260 100L258 101ZM124 103H125V105H124ZM171 103H173V102H171ZM227 105H226V104ZM243 103V104H242ZM235 104H237L236 106H235ZM239 104V105H238ZM246 104V105H245ZM258 104V103H257ZM263 104H264V102H263ZM170 105H172V104H170ZM202 105V106H201ZM217 106L216 108H214V106ZM108 106V105H107ZM110 106V105H109ZM108 106V107H109ZM126 106V107H125ZM166 106H168L169 108L166 110ZM209 106H210V108H209ZM235 106V107H234ZM198 107V108H197ZM201 107H203V108H205L204 110L201 108ZM206 107H208L207 109H209V111L206 109ZM212 107V108H211ZM228 107V108H227ZM250 107H252V108H250ZM258 107V108H257ZM263 107H264V105H263ZM172 108V107H171ZM257 108V109H256ZM204 111H202V110ZM216 109H218V110H216ZM224 109V110H223ZM233 109H232V112H233ZM172 110V109H171ZM194 110V111H193ZM212 110V111H211ZM215 110H216V112H215ZM261 110V111H260ZM93 111V110H92ZM131 111H132V113H131ZM153 111V112H152ZM210 111H211V113H210ZM217 111H218V114H217ZM228 111H229V113H228ZM255 111V112H254ZM134 112V113H133ZM149 112H151V113H149ZM156 112V114H154ZM227 112V113H226ZM234 112V113H235ZM93 113H95L94 111H93ZM93 113H91V117H88L89 119H88V122H87V120H86V126H85V132L87 133V134H89V135H87V136H90V135H92L93 136V134H95L96 132L98 133V132H101L100 131V127L102 128V124H100V122H99V120L96 118V117H98L96 114H94V115H92ZM144 113V114H143ZM153 113V114H152ZM184 113V112H183ZM198 113V114H197ZM221 113V114H220ZM226 113V114H225ZM241 113V114H240ZM250 113H251V115H250ZM253 113H255V114H253ZM257 113L259 114L258 115V117H257ZM90 114V113H89ZM131 114V115H130ZM153 115V116H151V115ZM195 114V115H194ZM224 114V115H223ZM96 115V116H95ZM124 115V116H123ZM132 115H135V118L136 119H133V116ZM139 115H141V117L139 116ZM144 115H145V117H146V115H147V119L149 118V119H152L153 117V119L151 120V121H153V122H155L156 123V121H158L156 124L155 123H150L151 121L149 120H146V122L148 121V124H150V126L152 125V126H155V127H150L151 129H152V134H150L149 132H151L150 131V128L149 127H146V126H148L147 125V123L144 121L145 119H144ZM150 115V116H149ZM182 116L184 115V114H181ZM192 115V116H191ZM203 115V116H202ZM220 115H223V118H222V116H220ZM228 117H227V116ZM263 115V116H262ZM123 116V117H122ZM142 116H143V118H142ZM149 116V117H148ZM157 118H156V117ZM169 116V117H168ZM180 116V115H179ZM178 116V117H179ZM182 116H181V119H182ZM214 116H218V117H220L221 118V120L223 121L222 123H221V120H220V125L219 124H217L215 121H217V122H219V119L217 120L216 118L217 117H214ZM240 116H241V119H240ZM243 116V117H242ZM255 116L257 117V119H254L255 118ZM129 117H132V119L131 118H129ZM203 117V118H202ZM213 117V118H212ZM159 118H160V120L162 119V121H164V122H162V124L161 123H159V122H161L160 120H159ZM202 118V119H201ZM215 118V119H214ZM230 120L229 122H228V119ZM123 119V120H122ZM131 119V120H130ZM141 120V121H139V120ZM157 119V120H156ZM186 120H187V118H185ZM214 119V120H213ZM224 119H227V120H224ZM247 119H248V121H247ZM264 119V118H263ZM121 120H122V122H121ZM130 120V121H129ZM139 121V122H137V121ZM143 120V121H142ZM179 120V121H178ZM192 121V123H191V121ZM199 120V121H198ZM251 120V121H250ZM256 122H255V121ZM132 121H136L135 123H136V126L135 125H133V124H135L134 122H132ZM166 121V122H165ZM176 121V122H175ZM61 121H59L58 123H60ZM143 122H145V123H143ZM174 122V123H173ZM232 122V123H231ZM234 122V123H233ZM57 123V124H58ZM102 123V122H101ZM138 123V124H137ZM165 123V124H164ZM167 123V124H166ZM168 123H171L173 126H171V124H168ZM191 123V124H190ZM196 125H195V124ZM215 123V125L213 126V124ZM231 123V124H230ZM252 123V124H251ZM141 124V125H140ZM145 124V125H144ZM158 124H161V125H158ZM255 124V125H254ZM46 125V126H45ZM51 125V124H50ZM55 125V124H54ZM58 125H60V124H58ZM58 125H57V130L59 129V130H61L62 131V128L63 129H65L64 127H61V126H64L63 125V123L61 122V126H59V127H61V128H59L58 127ZM90 125V126H89ZM168 125H170V126H168ZM176 125H178V124H176ZM175 125V126H176ZM189 125V126H188ZM193 125V126H192ZM213 127H212V126ZM252 125H254V126H252ZM47 123L46 124H44L43 125V127H44V129L46 130V136H48V138H49V135H47L50 131L52 132V134H51V136H50V138H52L53 137V131L55 130V133H56V129H54V127L56 126H53V125H51V126H53V128L51 129L49 126H48V128L49 129H47ZM131 126V127H130ZM141 126V127H140ZM158 128H157V127ZM165 126V127H164ZM169 127V129L167 130V128ZM199 126H200V129H199ZM95 127H96V129H95ZM136 127H140L141 129H139L140 131H142V130H144V131H142L143 133H145V134H143L142 132H138V133H140V134H138L137 133V131L138 130H136L135 128ZM142 127H144V128H142ZM209 127H210V129H213L214 130V127H216L215 129L216 130H214V133L213 134H215L216 132V134L215 135H211L212 137L210 138L209 136H210V129H209ZM212 127V128H211ZM253 127V128H252ZM120 128H121V130H120ZM132 128H134L133 130L134 131H136V132H134V131H132ZM158 129V131L157 130H153V129ZM162 128V130H159V129H161ZM164 128H166V129H164ZM197 128V129H196ZM54 129V130H53ZM131 129V130H130ZM149 131H148V130ZM218 129V130H217ZM258 129V130H259ZM47 130H49L48 132H47ZM96 130V131H95ZM92 131V132H91ZM102 131H103V129H102ZM155 131H156V133H155ZM166 131L168 132V134L166 133ZM240 131V132H239ZM58 132V131H57ZM63 132H64V130H63ZM104 132V131H103ZM146 132H148L149 133V135H148V133H146ZM161 132H163L162 134V136L160 135L161 134ZM191 132H196L195 134H198V136L196 135H194L193 133V136H189V134H191ZM237 132V133H236ZM160 133V134H159ZM169 133H170V135H169ZM207 133H209V135L207 134ZM246 136V137H244V135ZM252 133H255L256 134V136H254L255 134H252ZM100 134V133H99ZM101 134H102V132H101ZM148 135V137H147V135ZM156 134V135H155ZM191 134V135H192ZM236 134H237V136H236ZM155 135V136H154ZM166 135V136H165ZM173 135V134H172ZM200 135V136H199ZM226 135V137L227 138H225L224 136ZM243 135V136H242ZM252 135H253V137H254V139H256V140H254L253 138H252ZM54 136H56L55 134H54ZM92 136H90V137H87V140H88V138H92ZM149 136H151V137H149ZM159 136V137H158ZM194 136H195V138H194ZM220 136V137H219ZM248 136H250V137H248ZM261 136V137H260ZM140 137V138H139ZM144 137H147V139L145 138V142H142V140L144 141ZM154 137V138H153ZM165 137H166V139H165ZM167 137H168V139H167ZM198 137H199V139H198ZM217 137L218 138H223L222 140L221 139H217ZM49 138V139H50ZM149 138V139H148ZM160 138V139H159ZM165 139V141L167 140V142H165L164 141V139ZM170 138V139H169ZM195 140H194V139ZM206 138H208L207 140H209V141H207L206 140ZM240 138H241V140H240ZM245 138H247V139H245ZM252 140V141H254V143H256L257 144V146H256V144H255V146H254V144H253V142L251 141L250 142V139ZM105 139V138H104ZM116 139V140H115ZM139 139V140H138ZM189 139V142L187 141ZM196 139H198V140H196ZM212 139H213V141H212ZM217 139V140H216ZM231 139V141H230V145L229 146H227L228 145V141ZM235 139V140H234ZM236 139H237V143L239 142V144H237V143H235L236 142ZM243 139H245L244 141H243ZM90 140V139H89ZM113 140H114V142L116 143H114L113 142ZM170 140V141H169ZM194 140V141H193ZM211 140V141H210ZM263 140V141H262ZM169 141V142H168ZM172 141V142H171ZM191 141V142H190ZM196 141H197V143H196ZM201 141V142H200ZM215 141V142H214ZM222 141V142H221ZM225 141H226V143H225ZM234 142L233 143V146H232V144H231V142ZM249 141V142H248ZM163 142V143H162ZM192 142L193 143H195L198 147L200 146H202L201 148L199 147V148H197V146L195 145V144H192ZM211 142V143H210ZM245 142V145L247 144V143H249L247 146H250V147H245L244 146V144H241V143H244ZM260 142H262V143H260ZM114 143V144H113ZM118 143V144H117ZM147 143H148V145H147ZM164 143H165V145H166V147H165V145H164ZM168 143H170V145L171 146H174V147H171ZM173 143H175V142H173ZM199 143V144H198ZM215 143V144H214ZM224 143V144H223ZM251 143V144H250ZM105 144V145H106ZM123 144V145H122ZM186 144V145H185ZM192 144V145H191ZM211 144V145H210ZM237 144V145H236ZM260 144V145H259ZM113 145V146H112ZM145 145H146V147H145ZM168 145V146H167ZM177 145V146H176ZM195 145V146H194ZM207 145V146H206ZM222 145V146H221ZM237 146V147H235V148H233L234 146ZM244 146V148H243V146ZM254 147H253V146ZM107 146V145H106ZM109 146H110V148H112V149H110L109 148ZM176 146V147H175ZM181 147L182 148V151L184 152V154H183V152L181 151V153L179 152L180 150H181V148L179 149V147ZM186 146V148H184ZM188 146V147H187ZM191 146V147H190ZM195 148H194V147ZM204 146V147H203ZM216 146V147H215ZM220 146H221V148H224L225 150V152H223L222 150H221V148H220ZM115 147V148H114ZM123 147V148H122ZM145 147V148H144ZM149 147V148H148ZM161 148V150H160V148ZM168 147H170L169 148V150L170 149H172V150H170L171 152H169L168 151ZM207 149H206V148ZM217 147H218V150H220V151H222L220 154H222L220 157H218L220 154H219V151H218V153H216L217 151H215V149L217 150ZM232 147V148H231ZM239 147H240V150H239ZM255 147H257V149H255L254 150V148ZM260 147V148H259ZM0 148H1V143H0ZM157 148V149H156ZM163 148L165 149V150H163ZM188 148V149H187ZM189 148H190V150H189ZM191 148H192V150H191ZM197 148V149H196ZM229 148V149H228ZM246 148H248V150L246 149ZM249 148L252 150V152H250L251 150H249ZM259 148V149H258ZM94 149V148H93ZM96 149H98V148H96ZM95 149V150H96ZM110 149V150H109ZM122 149V150H121ZM147 149H149V150H147ZM155 149V150H154ZM175 149V150H174ZM179 149V150H178ZM205 149V150H204ZM228 149V152H226V150ZM261 149V150H260ZM1 150V149H0ZM156 150H157V152H156ZM160 152H159V151ZM166 150H167V152H166ZM173 150H174V152H173ZM214 150V151H213ZM230 150V151H229ZM246 151V152H244V151ZM110 151V152H109ZM152 151V152H151ZM188 151V152H187ZM195 153H194V152ZM209 153V151H211V155H210V157L214 160V154L216 155V154H219V155H216V157L217 158H215V160L213 161L212 159H210V160H207V159H205V158H207L209 155H208V153ZM243 151V152H242ZM259 151V152H258ZM168 152L169 153H171L170 155L168 154ZM175 152H177V153H175ZM197 152V153H196ZM200 152V153H199ZM202 152H204V153H202ZM238 153V156H236V154ZM250 152V153H249ZM105 153V154H104ZM147 153H149V154H147ZM164 153H166L167 155H169V156H166V154H164ZM173 153V154H172ZM202 153V156L204 157V156H206L207 155V157H205L204 159H205V162H206V160H207V162L208 161H210L211 162V164H210V162H209V165H211L212 167H211V169L209 168V170H211L210 172L211 173H209V170H208V172H206L205 173V171H207V167L205 168V166L203 167V166H201V165H199V164H197L198 163V161L199 160H197V159H200L199 157H201V159H202V156L200 155ZM214 153V154H213ZM236 153V154H235ZM151 154V155H150ZM176 154V155H175ZM194 154V155H193ZM197 154V155H196ZM155 155H157V156H155ZM159 155V156H158ZM180 155V156H179ZM196 155V156H195ZM152 156L154 157V158H152ZM164 156V157H163ZM182 156V157H181ZM184 156H186L184 159H183V157ZM193 156L194 157H197L198 156V158H196V163H195V160H194V158H193ZM160 157V158H159ZM161 157H162V159L163 160H161ZM191 157V158H190ZM214 157V158H213ZM156 158V159H155ZM172 158V157H171ZM182 158V159H181ZM191 159V161L189 160V159ZM103 159V160H102ZM151 159V160H150ZM152 159H154V161H155V163L153 162V160ZM159 159H160V161H159ZM167 159V160H166ZM200 159V160H201ZM111 160H113V161H111ZM157 160V161H156ZM185 160H187V161H190L191 162V164H190V162H188L187 163V161L186 162H184ZM203 160V159H202ZM126 161V162H125ZM152 161V162H151ZM193 161H194V163H193ZM213 161V162H212ZM108 162V163H107ZM109 162H110V164H113V163H115L116 164V166H114V164L113 165H111V166H113L112 168H110L111 166H109L110 164H109ZM165 162V163H164ZM201 162V161H200ZM199 162V163H200ZM204 162V163H205ZM99 163V164H98ZM124 163H125V165H124ZM127 163H128V165H127ZM148 163H149V165H148ZM157 163V164H156ZM162 163H164L166 166H164ZM183 163V164H182ZM187 163V164H186ZM193 163V164H192ZM103 164V165H102ZM151 164V165H150ZM158 165V166H155V165ZM161 164H162V166H161ZM176 164V165H175ZM198 165V166H201L200 168V170L199 169H197V168H199L198 166H196V165ZM106 165V166H105ZM119 165V166H118ZM183 165V166H182ZM107 166H108V168H107ZM121 166H122V168H121ZM154 166V167H153ZM170 166V165H169ZM168 166V167H169ZM189 166H190V168H189ZM106 167V168H105ZM116 167V168H115ZM118 167V168H117ZM177 167V166H176ZM196 167V168H195ZM0 170L2 171L1 172V176H2V183H4L3 184V189H4V196H5V199H6V202H7V205H8V211H9V215H10V222H11V225H12V228H13V230H14V242H15V244H16V242H17V236H16V224H15V216H14V214H13V205H12V200H11V194H10V191H9V186L7 185L8 183H6V181H7V172H6V169H5V165H4V160H3V158H2V156H1V151H0ZM95 168L98 170V172H101V169L99 170L96 166H95ZM100 168V167H99ZM114 168V169H113ZM119 168H121V170L119 169ZM167 168V167H166ZM173 168H175V167H173ZM195 168V169H194ZM125 169V170H124ZM129 169V170H128ZM163 169H165V168H163ZM162 169V170H163ZM191 169V170H190ZM116 170L118 171V172H120L121 171V175H120V173H118V172H116ZM156 170V171H155ZM167 170H169V168L167 169ZM177 170V169H176ZM195 170V171H194ZM145 171H146V173H145ZM160 171H158L157 173H159ZM164 172H165V170H163ZM163 171H161V172H163ZM160 172V173H161ZM190 172H193V173H190ZM113 173V178L111 177V175L110 174H112ZM116 173H118L117 174V176H115V174ZM124 173H125V175H124ZM195 173H196V175H195ZM199 173V174H198ZM142 174H145V175H142ZM152 174V175H151ZM164 173H162V175H163ZM165 174H166V172H165ZM206 174H210V175H207L206 176ZM104 175L102 174V180H103V177H104ZM157 175H159L157 178L154 176V178L157 180V179H159V181L157 180V182H156V184H158L157 186H156V188H158V189H156L157 191H158V193L159 194H157V195H164V193H165V188L163 187L164 185H161L162 183L161 182H163V184L165 183V177L162 179V181H161V179L159 178V177H161L160 176V174H157ZM194 175V176H193ZM55 176V178H56V175H54ZM53 176V177H54ZM114 176H115V178H114ZM166 176V175H165ZM211 176V177H210ZM96 177V178H95ZM121 177V178H120ZM163 177V176H162ZM191 177V178H190ZM207 179H206V178ZM210 177V179H208ZM93 178V179H92ZM106 178H107V180H106ZM111 178V179H110ZM118 178H120V180H118ZM153 178V179H154ZM205 178V179H204ZM112 179H114V184H112L111 186L109 185L110 184V182H112L111 180ZM56 180V179H55ZM57 180H59V177H58V179ZM93 180H94V182H93ZM117 180V181H116ZM205 180V181H204ZM110 181V182H109ZM148 181V180H147ZM149 181H150V179H149ZM183 181V180H182ZM192 183H191V182ZM130 182V183H129ZM188 182H190V183H188ZM159 183H161L160 185H159ZM187 183V184H186ZM93 184H95V185H93ZM104 184H106V185H104ZM114 185V186H113ZM134 185H136V186H134ZM139 185H141L140 186V190L138 189V186ZM185 185H187V186H185ZM8 186V187H7ZM114 187V189H112L113 187ZM130 187V189L128 188V187ZM132 186L134 187V188H136L135 190H133L134 188H132ZM94 187V188H93ZM186 187V188H185ZM89 188H90V190H89ZM126 188V189H125ZM155 188V185L153 186V189L152 190H155L154 189ZM131 189H132V191H131ZM138 189V190H137ZM162 189V190H161ZM226 190L227 189V191H231L233 194L230 196V194H229V196H226L227 195V193L224 191V193H226L225 195H224V193H222L221 192V190ZM234 189V190H233ZM84 190H85V188H84ZM113 190V191H112ZM124 190V191H123ZM151 190V191H152ZM134 191V192H133ZM156 191V192H157ZM122 192H124V193H126V194H124V193H122ZM130 192V193H129ZM155 192V191H154ZM153 192V193H154ZM219 192H221V193H219ZM234 192H236V193H234ZM131 193H135V194H133L134 196V198H136L137 197V199H133V197L132 196H130V195H132ZM163 193V194H162ZM230 193V192H229ZM147 194V193H146ZM154 195V197L156 196L157 197V195ZM181 194V195H180ZM238 194V195H237ZM243 194H244V199H242L243 198ZM125 195H127V196H125ZM144 195H145V193H144ZM153 195V194H152ZM236 195V196H235ZM77 196V195H76ZM104 196H102V197H104ZM114 196V197H113ZM130 196V197H129ZM184 196V197H183ZM209 196H210V199H213V198H215V199H213V202L212 203H214V200H216V196H219L218 197V199L220 198V200H219V202H220V204L222 205V207L225 205V204H227L228 202H229V204L230 203H233L232 205H236V208H234V209H232V212L233 211H235L234 213H232V212H229L228 211V209L227 208H222L221 210H220V212H222V214L224 213V209L226 210L225 211V214H223V217H224V219H223V221H225V223L223 222V227L221 228V230L219 229L220 228V223H218L219 221L218 220H216L217 219V216H218V212L216 211V213H215V215H214V213H212V211L211 212H209L208 210H210V205H208L207 204V200H210L209 199ZM211 196H213V197H211ZM123 197H126V199L125 198H123ZM167 198V196H166V193H165V195H164V198ZM183 197V198H182ZM237 197H238V200H237ZM80 198L81 197H77L76 198V200L78 201L79 200V203L82 201V198H81V201H80ZM130 198V199H129ZM160 198V197H159ZM165 198V200L164 201H167V199ZM207 198V199H206ZM231 198V199H230ZM235 198V199H234ZM114 199V200H113ZM128 199V200H127ZM133 199V200H132ZM155 199V198H154ZM178 199V198H177ZM242 199V200H241ZM74 201L73 200V202H71V203H75L74 205H77L76 203H78L77 201ZM127 200V201H126ZM131 200V201H130ZM186 200H187V202H186ZM114 201V202H113ZM128 202V203H126V202ZM134 201V202H133ZM135 201H136V204H135ZM142 201H143V199H142ZM154 202V203H152V202ZM177 201V202H178ZM212 201V200H211ZM241 201V202H240ZM250 201V203H251V205L252 204H254V205H250L248 202ZM106 202H108V203H106ZM146 202H147V204H146ZM178 202V203H179ZM206 202V203H205ZM71 203H69V204H71ZM112 203V204H111ZM124 203L126 204V208H128L127 207V205L129 206V207H131L130 209H132V207H135V209H134V213H136V215H139V217L137 216L136 217V222L134 221V213H133V215L131 214V216H133V219L130 217V221H129V224H128V221H127V223H126V221H125V224L124 223H122V222H120V224H119V220H117V218L114 216V214L113 215H111L112 214V211L114 210V208H115V206H116V209L117 208H119V207H121V210H122V208H123V206H124ZM138 203V204H137ZM148 203H150L149 205H148ZM152 203V204H151ZM208 203H211V202H208ZM110 205V208H109V205ZM114 204V205H113ZM168 204V203H167ZM184 204V205H183ZM186 204H187V206H186ZM237 204H238V208L240 209H238L237 208ZM73 205V204H72ZM79 205V204H78ZM77 205V206H78ZM117 205H118V207H117ZM132 205V206H131ZM181 205H183V206H181ZM228 205V204H227ZM256 205V206H255ZM77 206H74V207H77ZM113 206H114V208H113ZM184 206H186V207H184ZM211 206H213V204L211 205ZM249 206V207H248ZM73 207V208H74ZM125 207V206H124ZM152 207V206H151ZM214 207V206H213ZM249 210H248V209ZM139 209V210H138ZM142 209H144L145 211H144V213L142 212V214H143V217L145 218V219H143V218H140V215H142V214H139V212H141L142 211ZM147 209V210H146ZM208 209V210H207ZM258 209H259V213H257L258 212ZM75 210V209H74ZM137 210H138V212H137ZM187 210V211H186ZM212 210H217V209H215V207H214V209L212 208ZM237 210V211H236ZM252 210V211H251ZM255 210V211H254ZM256 210H257V212H256ZM105 211V210H104ZM249 211V212H248ZM252 213H251V212ZM60 212L61 211H59L58 213L60 214ZM86 213V210L84 211V209H81V212H80V210H79V213H78V209L76 208V210H75V216H77V218L78 219H80L79 220V224L81 223H84V224H82V226L83 225H85L86 223V221L89 219L90 220V217H92L93 216V212H88L87 211V213H86V215H85V213ZM151 212V211H150ZM215 212V211H214ZM57 213V214H58ZM63 213H64V211H63ZM63 213L61 214V215H63ZM84 213V214H83ZM114 213V212H113ZM185 213V214H184ZM228 213V214H227ZM256 213V214H255ZM79 214H81V215H79ZM106 214V215H105ZM175 214V213H174ZM61 215H59V216H61ZM90 215H92V216H90ZM146 215V214H145ZM173 215V214H172ZM185 215H186V217H185ZM84 216V217H83ZM88 216V217H87ZM110 218H109V217ZM111 216H112V219H111ZM169 216V215H168ZM174 216H177L176 214L174 215ZM221 217H222V215H221ZM85 218H86V221L84 222V220H85ZM137 218H139V220H137ZM177 219V221L175 222V220ZM113 219H114V221H113ZM116 219V220H115ZM141 219V220H140ZM173 219V220H172ZM47 220V219H46ZM45 220V221H46ZM83 220V221H82ZM241 220H242V223H241ZM182 221V222H181ZM218 221V222H217ZM243 221H245L244 223H243ZM248 221V222H247ZM251 221V223L252 224H250L249 222ZM110 222V223H109ZM118 224H117V223ZM133 222H134V227H133ZM174 222H175V225H174ZM48 224L49 223V221H47V222H44V225L45 224ZM111 223H112V225H111ZM131 223V224H130ZM180 223V224H179ZM221 223H222V220H221ZM237 223H239L238 224V228H237V226H235ZM249 223V225L250 226H248L247 227V224ZM126 224L128 225L127 226V228H126ZM135 224L137 225V226H135ZM143 224V225H142ZM169 224V225H168ZM172 224L174 225V227L175 226H178V228L176 229V227L175 228H172L173 226H172ZM185 225V227H184V225ZM215 224H217L216 226H215V228H214V225ZM246 224V225H245ZM109 225H111V226H109ZM163 225V224H162ZM162 225H160L161 227H162ZM171 225V226H170ZM181 225V226H180ZM234 225V226H233ZM123 226H125V227H123ZM166 226H168V227H166ZM179 226H180V228H181V230H180V228H179ZM218 226H219V228H218ZM221 226H222V224H221ZM241 226H244V227H242L241 229H240V227ZM252 226V227H251ZM254 226H258V227H254ZM112 227V228H111ZM169 227H171V228H169ZM225 227V228H224ZM234 227H236V228H234ZM248 228V229H246V231H245V229L244 228ZM131 228H132V231H131ZM134 228V229H133ZM183 228H184V230H183ZM223 228H224V230H223ZM127 229V230H126ZM129 229H130V231H129ZM164 229H166V230H164ZM171 229V231H168V230H170ZM172 229H173V232H175V230H176V232L175 233H173L172 232ZM175 229V230H174ZM215 229H218V230H215ZM235 229H237V231H235ZM243 229V230H242ZM253 229V230H252ZM239 230H240V232H241V234H245V236H244V234H243V236L242 235H240V232H239ZM249 230V231H248ZM30 231L31 232H29V227L28 226H25V228H24V234H25V236L26 237H28V240L30 241L29 243L31 244V248H32V245H33V241L31 242V239L30 238H33L32 237V235H34L35 234V232L33 231V230H31V228H30ZM127 231H128V233H127ZM135 231V232H134ZM161 231V232H160ZM165 231V232H164ZM167 231V232H166ZM217 231H220L219 233H217ZM222 231V232H221ZM134 232V234L132 235V233ZM172 233L171 235H174V236H171V240H172V237H173V240H174V243L173 242H171V240L169 239V235H170V233ZM239 232V233H238ZM258 232V233H257ZM31 233V235H29ZM138 233H140V232H138ZM167 235V237H166V235ZM168 233H169V235H168ZM257 233V234H256ZM262 233H263V235H262ZM37 234V233H36ZM95 235L94 236H97V235H99V234H97V233H94ZM142 234V233H141ZM250 234V235H249ZM135 235H136V238L134 239L135 241H133L132 242V240H133V237L132 236H134L135 237ZM144 235V234H143ZM150 235V234H149ZM152 235V234H151ZM139 236V237H138ZM145 236V235H144ZM143 236V237H144ZM162 236L160 237V238H162ZM30 237V238H29ZM246 237V238H245ZM16 238V239H15ZM83 239H86V240H82V243H83V246H84V249H85V251L87 250V251H89L88 253L86 252L85 253V251H84V253H80L81 254V256H80V258L79 259H77V261H79L78 263L79 264H84V263H86V264H90V260H89V258L88 257H90V252H91V250L94 248V246H92V248H91V245H93L95 242H91V241H93V240H88V237L87 238H83ZM107 239V240H106ZM127 239H129V240H127ZM16 240V241H15ZM150 240H149V242H150ZM172 240V241H173ZM192 240H194V242L192 241ZM87 241V242H86ZM101 241H103V240H101ZM142 241H144V240H142ZM110 243V244H108V243ZM112 242V243H111ZM162 243H161V245H162ZM30 244H29V246H30ZM107 244H108V246H107ZM131 244V245H130ZM198 244V245H197ZM212 244V245H211ZM88 245V246H87ZM95 245V244H94ZM197 245V246H196ZM86 246H87V248H86ZM211 246V247H210ZM112 247H113V249H112ZM198 247V248H197ZM108 248H109V250H108ZM133 248V250H131V249ZM163 248V249H162ZM90 249V250H89ZM162 249V250H161ZM212 249H213V251H212ZM111 250V251H110ZM16 260H17V264H23L24 263V259H23V256H22V252H21V250L19 249V247H18V242H17V245H16ZM114 251H116V252H114ZM127 251H128V255L126 256V255H124L125 253L127 254ZM151 251L152 252H156V250H152L151 249ZM112 252H113V254H112ZM195 252H196V254H195ZM104 253V254H103ZM117 253H118V255H117ZM184 253V254H183ZM106 254V255H105ZM174 254V255H175ZM197 254H199V255H197ZM177 255V256H178ZM88 256V257H87ZM124 256V257H123ZM133 256V255H132ZM140 256H142V255H139L138 257H137V259L138 258H141ZM161 256V255H160ZM177 256H174L175 258L177 257ZM1 254H0V259H1ZM87 257V258H86ZM120 257V258H119ZM122 257V258H121ZM134 257V256H133ZM143 257V256H142ZM179 257H180V255H179ZM201 257V258H200ZM81 258H82V260H84L83 262H82V260H81ZM113 258V259H112ZM164 258V259H163ZM175 258H171V259H173V260H175ZM2 260V259H1ZM81 260V261H80ZM86 260L88 261V262H86ZM102 260H103V262H102ZM187 260H188V258H187ZM166 261H168V260H166ZM185 262H186V260H184ZM188 261H190V259L188 260ZM187 261V262H188ZM4 261H2V263H3ZM174 262V261H173ZM183 262V261H182ZM110 263V264H111ZM161 263H162V261H161ZM164 263H165V261H164ZM0 264H1V262H0ZM114 264V263H113ZM127 264V263H126ZM167 264H173L171 261H170V259H169V261L167 262ZM186 264H188V263H186Z\"/></svg>",
	"mask_w": 264,
	"mask_h": 264
}]
</instances>
